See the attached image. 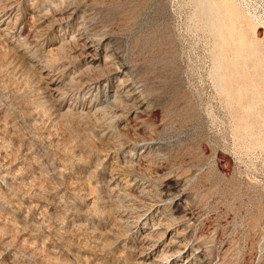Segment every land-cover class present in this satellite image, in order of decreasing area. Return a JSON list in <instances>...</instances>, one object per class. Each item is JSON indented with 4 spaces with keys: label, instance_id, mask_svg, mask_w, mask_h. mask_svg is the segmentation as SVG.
<instances>
[{
    "label": "rangeland",
    "instance_id": "obj_1",
    "mask_svg": "<svg viewBox=\"0 0 264 264\" xmlns=\"http://www.w3.org/2000/svg\"><path fill=\"white\" fill-rule=\"evenodd\" d=\"M228 2L0 0V264H264V0Z\"/></svg>",
    "mask_w": 264,
    "mask_h": 264
},
{
    "label": "bare ground",
    "instance_id": "obj_2",
    "mask_svg": "<svg viewBox=\"0 0 264 264\" xmlns=\"http://www.w3.org/2000/svg\"><path fill=\"white\" fill-rule=\"evenodd\" d=\"M64 2V1H63ZM32 3H34V2H32ZM31 3V4H32ZM75 2L73 1V3L72 2H67V5L65 6V8H63L61 11H59V9H58V15H60V20H63V21H66L67 22V20H69V21H71V20H75V18H76V16H77V13H79V12H77L78 11V5H76V4H74ZM83 3V2H82ZM40 4V3H39ZM42 4V3H41ZM78 4H79V2H78ZM35 5V4H34ZM38 5V4H37ZM60 5H62V4H60ZM64 5V4H63ZM223 5V4H222ZM60 7V6H59ZM58 7V8H59ZM55 8H57V7H55ZM225 11L227 12H225L226 14H227V16H229V18L228 19H230V20H236V21H238V22H240V24L242 25V24H244L245 22H247L246 21V19L241 15V13L232 5V3L231 2H228V0H225ZM85 12V11H84ZM49 14V13H48ZM226 14H225V16L224 17H227L226 16ZM46 15V14H45ZM45 15H43V16H45ZM84 15V14H83ZM86 15H88L87 13L85 14V16ZM223 15V14H222ZM84 16V17H85ZM218 16V15H217ZM220 16V15H219ZM230 16H232V17H230ZM224 17H222L221 19H223ZM234 17V19H232ZM57 18H59V17H57ZM218 18V17H217ZM220 18V17H219ZM56 20V19H55ZM59 20V21H60ZM85 20H87L86 18H85ZM90 20V19H89ZM213 20H216L215 18L214 19H212V21ZM56 21H58V20H56ZM219 19L218 20H216V22L217 23H221V21H219ZM225 21V20H224ZM73 22V21H72ZM86 22V21H85ZM85 22L83 21V20H81V21H78V25L76 26V29H75V31H76V36H77V39L80 41L79 43H80V49H81V52L82 53H80V54H83V56L88 60V62L91 64V65H96V64H100L101 63V52H99V50L97 49V41L95 42V39L94 38H92L91 36H90V31H89V27H87L86 25H85ZM215 22V23H216ZM228 22H230L229 20H228ZM227 22V23H228ZM90 23V22H89ZM217 23H216V27L218 26L217 25ZM223 24H225L223 21H222V25H221V27L220 28H222L223 30H224V28H223ZM231 24H232V22H231ZM239 24V25H240ZM227 25H229V24H227ZM46 26H48V25H46ZM211 26H213V24L211 25ZM70 27V26H69ZM91 27V26H90ZM94 27V26H93ZM215 27V28H216ZM230 27H232V26H230ZM45 28V27H44ZM50 28V27H49ZM214 28V29H215ZM219 28V29H220ZM227 29H228V26L226 27ZM92 29H94V28H92L91 27V30ZM218 29V30H219ZM232 29V28H231ZM234 29V28H233ZM240 29V28H239ZM220 31V30H219ZM226 31V30H225ZM228 31V30H227ZM227 31H226V33H225V35L227 34H229V33H227ZM234 31V30H233ZM233 31H231V32H233ZM220 33H222V31H220ZM235 33H237V31L235 32ZM216 34H217V32H216ZM231 34V33H230ZM92 35V34H91ZM218 35H219V33H218ZM218 35H217V37H218ZM231 35H233V34H231ZM235 35V34H234ZM75 36V35H74ZM92 36H94V35H92ZM221 35H219V37H220ZM71 37H72V39H73V36L71 35ZM228 37H229V35H228ZM236 37V36H235ZM226 38V37H225ZM238 38V37H237ZM236 38V39H237ZM239 39V38H238ZM221 39L219 38V41H220ZM226 40V39H225ZM227 41H228V38H227ZM223 42H224V40H223ZM222 42V43H223ZM226 42V41H225ZM242 43V42H241ZM244 43V42H243ZM242 43V44H243ZM78 44V43H77ZM229 44H230V41H229ZM229 44H228V46H229ZM232 44V43H231ZM230 44V45H231ZM237 44H239V43H236V45ZM224 44H222V46H223ZM225 45H227V44H225ZM232 45H234V44H232ZM235 45V46H236ZM78 47H79V45H78ZM230 47V46H229ZM232 47H234V46H232ZM231 47V48H232ZM239 47V46H238ZM238 47L236 46V48L238 49ZM221 48V47H220ZM220 48H219V50H220ZM227 48V47H226ZM225 48V49H226ZM243 48V47H242ZM109 49V48H108ZM222 50V49H221ZM220 50V51H221ZM236 50V49H235ZM244 50V49H243ZM231 51V50H230ZM233 51V50H232ZM258 52V54H259V50H257ZM222 52V51H221ZM234 52V51H233ZM251 52H252V50H251ZM253 52H256V50L254 49L253 50ZM252 52V54H251V58L254 56V58L256 57L255 56V53H253ZM109 53V52H108ZM107 53V54H108ZM112 53V52H111ZM219 53V52H218ZM236 53V52H235ZM248 53H250V52H248ZM223 54V53H222ZM111 55H113V54H111ZM221 55V54H220ZM243 55V54H242ZM248 55H250V54H248ZM253 55V56H252ZM103 56V55H102ZM107 56V55H106ZM238 56V55H237ZM247 56V55H246ZM245 56V57H246ZM258 56V55H257ZM83 57V58H84ZM110 57V56H109ZM224 57V59L225 58H227V57H225V56H223ZM244 57V56H243ZM248 57V56H247ZM246 57V58H247ZM260 57L261 56H259L258 58L256 57L255 59H257L258 60V64H260V66L261 67H263L264 68V62H263V59H261L260 60ZM112 58V57H111ZM111 58H110V61H111ZM216 58L218 59L219 58V62L221 61V57L219 56V57H217L216 56ZM224 59H222L223 61H224ZM228 59V58H227ZM226 59V60H227ZM241 61L243 62L244 60H243V58L241 57ZM113 60H114V58H113ZM240 60V59H239ZM251 60V59H250ZM249 60V61H250ZM103 61H105V59L103 60ZM108 61V60H107ZM109 61V62H110ZM222 61V62H223ZM245 61H246V59H245ZM255 61V60H254ZM239 62V61H238ZM238 62H236L237 64H238ZM220 64V63H219ZM223 64V63H222ZM107 65V64H106ZM226 65V64H225ZM245 65V64H244ZM93 66V67H94ZM224 66V65H223ZM222 66V67H223ZM90 67V66H89ZM106 67V66H105ZM92 68V67H91ZM99 68V67H98ZM102 68V67H101ZM100 68V69H101ZM108 68V67H107ZM110 68V67H109ZM117 68V67H116ZM227 68V67H226ZM255 68V67H254ZM96 69H97V67H96ZM118 69V68H117ZM225 69V68H224ZM224 69H223V71H224ZM106 70V69H105ZM108 70V69H107ZM106 70V71H107ZM114 70H115V68H114ZM223 71L221 72V73H223ZM226 71H227V69H226ZM108 72V71H107ZM231 72V71H230ZM234 72V71H233ZM232 72V73H233ZM236 72V71H235ZM238 72V71H237ZM225 73H227V72H225ZM231 73V74H232ZM222 75V74H221ZM225 75V74H224ZM241 76V75H240ZM239 75H238V77H240ZM99 78V77H98ZM243 78H245V76L243 77ZM242 78V79H243ZM94 79V78H93ZM102 79V78H101ZM226 79V78H225ZM90 80V79H89ZM92 80V79H91ZM95 80H96V78H95ZM98 80V79H97ZM108 80V79H107ZM228 80V79H227ZM124 81V80H123ZM236 81V80H235ZM98 82V81H97ZM125 82H128V81H125ZM86 83H88V82H86ZM111 83V82H110ZM119 83V82H118ZM228 83V82H227ZM84 85V84H83ZM90 85V84H89ZM91 85H92V83H91ZM85 86H87V85H85ZM228 86V85H227ZM239 86V85H238ZM117 93H120L125 99H128V100H132L131 99V97H132V93H131V88H130V84H128V83H122V79H121V82L117 85ZM133 88V87H132ZM240 88V87H239ZM243 88H244V86H243ZM136 90V89H135ZM237 90V89H236ZM114 91V90H113ZM241 91H242V89H241ZM240 91V92H241ZM133 93L135 92V91H132ZM238 92V94H239V91H237ZM243 92V91H242ZM111 93V92H110ZM116 93V94H117ZM254 93V92H253ZM112 94H114V93H112ZM115 95V94H114ZM136 95V94H135ZM242 95H244V94H242ZM116 96V95H115ZM240 96V95H239ZM136 97V96H135ZM244 97V96H243ZM115 98V97H114ZM117 98V97H116ZM245 98V97H244ZM244 98H242V99H244ZM111 99H113V98H111ZM119 99V98H118ZM117 99V100H118ZM121 99V98H120ZM119 99V100H120ZM139 99V98H138ZM108 100V99H107ZM116 100V99H115ZM136 100H137V98H136ZM122 101V100H121ZM120 101V102H121ZM134 101V100H133ZM132 101V102H133ZM143 101H146V100H143ZM146 103V102H145ZM124 104V103H123ZM138 104V103H137ZM125 105V104H124ZM124 105H123V108H124ZM128 105V104H127ZM136 106V104H133V106ZM121 106V105H120ZM122 107V106H121ZM127 107H129V106H127ZM130 107H132V106H130ZM129 107V109H128V113L131 115L133 112H134V109H132V108H130ZM145 107V106H144ZM148 108V107H147ZM127 109V108H126ZM144 109V108H143ZM143 109H141V110H143ZM139 112V111H138ZM138 112H135L134 113V115H133V117H134V119L136 120V122H135V128H140L141 129V127L143 126L142 124H139L140 122H142L141 120H140V118H139V116L141 115H138L137 113ZM142 113V112H141ZM120 114V113H119ZM126 115V114H125ZM119 116V115H118ZM132 124V123H131ZM145 124V123H144ZM126 125V124H125ZM130 125V124H129ZM146 125H147V123H146ZM129 127V126H128ZM147 127V126H146ZM130 128V127H129ZM135 128H133V129H135ZM150 128V127H149ZM149 128H146V129H149ZM142 130V129H141ZM140 131V130H139ZM143 131V130H142ZM147 133V132H146ZM149 133V132H148ZM152 132H150L149 134H151ZM141 136V135H140ZM142 137V136H141ZM148 139H150L149 137H147ZM146 139V138H145ZM154 140V139H153ZM143 141V140H142ZM141 141V142H142ZM147 141H150V140H147ZM153 142L152 141H150L149 142V146H151V145H153L152 144ZM141 144V143H140ZM158 145V144H157ZM160 147V146H159ZM151 148V147H150ZM148 149V148H147ZM158 149V148H157ZM141 151V150H140ZM157 151V150H156ZM142 154V153H141ZM143 155V154H142ZM146 155V154H145ZM154 155V154H153ZM139 156H141V155H139ZM138 156V157H139ZM150 156V155H149ZM148 156V157H149ZM146 158H147V155H146ZM144 159V158H143ZM142 159V157H141V160H143ZM142 163V162H141ZM128 183V182H127ZM136 185V183L135 182H129L128 183V186H130V187H133V186H135ZM141 185V184H140ZM139 189V188H138ZM141 191V190H140ZM142 192H143V190H142ZM175 236V235H174ZM147 237V236H146ZM145 238V237H144ZM143 242V241H142ZM141 242V243H142ZM146 242V241H145ZM170 242V241H169ZM146 245V244H145ZM149 246V245H148ZM146 247H147V245H146ZM153 248V247H152ZM192 260V259H191ZM195 262V261H194ZM194 264V263H193Z\"/></svg>",
    "mask_w": 264,
    "mask_h": 264
}]
</instances>
